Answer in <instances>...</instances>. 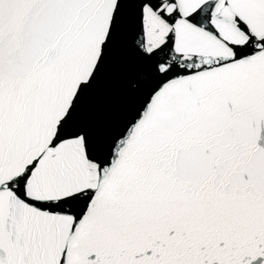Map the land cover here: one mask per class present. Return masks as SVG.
<instances>
[{"label":"snow or ice","instance_id":"6c2138e0","mask_svg":"<svg viewBox=\"0 0 264 264\" xmlns=\"http://www.w3.org/2000/svg\"><path fill=\"white\" fill-rule=\"evenodd\" d=\"M0 264H264V0H0Z\"/></svg>","mask_w":264,"mask_h":264}]
</instances>
